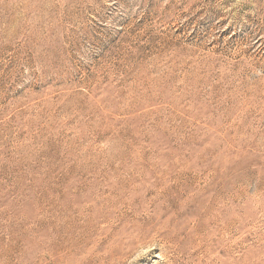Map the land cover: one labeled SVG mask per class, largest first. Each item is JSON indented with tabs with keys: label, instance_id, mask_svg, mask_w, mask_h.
Segmentation results:
<instances>
[{
	"label": "rangeland",
	"instance_id": "obj_1",
	"mask_svg": "<svg viewBox=\"0 0 264 264\" xmlns=\"http://www.w3.org/2000/svg\"><path fill=\"white\" fill-rule=\"evenodd\" d=\"M107 252L264 264V0H0V264Z\"/></svg>",
	"mask_w": 264,
	"mask_h": 264
},
{
	"label": "bare ground",
	"instance_id": "obj_2",
	"mask_svg": "<svg viewBox=\"0 0 264 264\" xmlns=\"http://www.w3.org/2000/svg\"><path fill=\"white\" fill-rule=\"evenodd\" d=\"M124 203H126V202H124ZM131 205V204H130ZM136 240H137V238H136ZM135 240V241H136ZM129 244V243H128ZM134 246V242H132V240L130 241V244H129V247H133ZM114 252V251H113ZM117 252H122L121 254L122 255H124V253L125 252H123V250H121V251H118L117 250ZM101 261V264H108L107 262H108V252H107V254L106 255H104V257H102V259L100 260Z\"/></svg>",
	"mask_w": 264,
	"mask_h": 264
}]
</instances>
